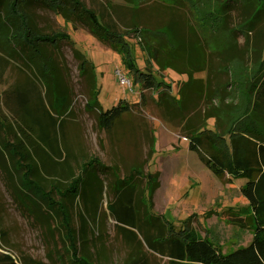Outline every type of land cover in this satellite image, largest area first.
I'll return each instance as SVG.
<instances>
[{
    "label": "trees",
    "instance_id": "trees-1",
    "mask_svg": "<svg viewBox=\"0 0 264 264\" xmlns=\"http://www.w3.org/2000/svg\"><path fill=\"white\" fill-rule=\"evenodd\" d=\"M172 1L138 5L127 19L117 11L114 16L100 14L81 0H0V83L10 62L8 56L23 59L29 67L26 77L5 93L3 104L8 112L0 108V169L26 212L42 223L60 219L69 252L67 262L61 264H105L88 225L89 218L95 220L100 212L106 181L101 177L98 199L88 193V187L91 180L105 174L116 176V172L109 173L96 157L78 158V141L65 117L71 112V92L58 57L59 44L72 41L65 32H44L37 27L28 10L36 3L69 21L85 20L95 36L124 54L134 85L143 88L142 99L146 90L159 92L160 104L187 119L181 131L190 150L203 152L215 173L247 179L241 192L252 209L254 235L247 246L225 254L192 227L193 216L178 228L146 209L143 191L135 181L141 165L132 167L123 178L116 176L109 184L112 198L107 209L118 232L133 246L123 264H160L150 254L165 264H264V0H215L221 3L216 30L226 34L225 45L217 48L193 25L190 0ZM131 33L140 36L147 51V71L136 66L125 45V35ZM73 49L80 72L89 73L92 62ZM153 64L187 74L181 97L176 98L170 85L155 77ZM200 72L205 77L195 76ZM224 74L230 78L222 82ZM229 83L231 89L240 87L245 92L243 105L227 101L225 84ZM130 111L125 101L107 110L100 108L97 123L110 132ZM209 119L215 120L213 128L206 123ZM150 181L152 194L159 183ZM75 207L80 208L79 228L73 224ZM5 237L0 227V264H54L15 255L4 248Z\"/></svg>",
    "mask_w": 264,
    "mask_h": 264
},
{
    "label": "rangeland",
    "instance_id": "rangeland-1",
    "mask_svg": "<svg viewBox=\"0 0 264 264\" xmlns=\"http://www.w3.org/2000/svg\"><path fill=\"white\" fill-rule=\"evenodd\" d=\"M81 1L100 14L107 12L114 16L117 11L129 19L131 9L138 5L146 7L155 0ZM190 3L189 14L198 31L208 38L212 47L225 45L226 34H218L216 30L221 3L215 0H190ZM28 10L38 28L44 32H65L72 41L64 40L59 44L58 57L71 92V112L65 117L71 134L78 141L75 149L79 160L96 157L108 167L109 173L116 172L119 178L128 175L132 167L141 165V177L136 176L135 181L140 180L136 182L143 191L142 197L150 213L162 216L178 228L193 216L190 221L192 227L200 236L217 245L222 253L247 246L255 229L252 209L241 192L247 179H232L226 173H215L203 152L190 150L189 141L181 131L187 119L179 118V112H170V108L160 104L159 92L146 90L142 99L143 88L134 85V77L124 64V54L95 36L85 20L77 17L69 21L41 3L31 4ZM124 41L131 49L136 66L147 71L148 54L140 43V36L131 33L125 35ZM73 47L92 62L93 69H89V73L80 72V60ZM8 58L10 62L0 83V108L6 113L8 111L3 104L5 93L26 77L29 68L23 59ZM152 72L158 80L170 85L176 98L181 97L180 87L187 81V74L170 68L159 69L155 64ZM239 72L243 76V70ZM118 73L124 76L125 82ZM195 76L203 78L205 72ZM227 78L230 77L224 74L221 81ZM231 87V83L225 84L227 101L234 100L243 105L247 101L245 92L240 87ZM120 101L127 102L131 111L124 114L110 132H104L97 123L99 109H110ZM214 122V119H209L206 123L213 128ZM116 176L101 175L100 179L91 180L88 187V193L98 199L102 179L106 181L100 212L95 220L89 218L87 224L89 236L97 237L94 242L102 251L101 260L105 264H123L133 250V246L118 232L116 221L107 209L112 198L109 184L115 182ZM150 179L159 183L153 195L150 194ZM51 195L55 200L59 199L56 192ZM73 224L80 227L79 207L73 210ZM0 227L6 231L4 248L17 256L30 255L42 263L54 261V264L66 263L69 259L68 241L60 219L42 223L26 212L1 169ZM149 257L160 264L166 263L153 254Z\"/></svg>",
    "mask_w": 264,
    "mask_h": 264
},
{
    "label": "built area",
    "instance_id": "built-area-1",
    "mask_svg": "<svg viewBox=\"0 0 264 264\" xmlns=\"http://www.w3.org/2000/svg\"><path fill=\"white\" fill-rule=\"evenodd\" d=\"M118 74H120V73H118ZM120 77H121V80H122L123 82H125V81H126V79L124 78V76H123V75H121V74H120Z\"/></svg>",
    "mask_w": 264,
    "mask_h": 264
},
{
    "label": "crops",
    "instance_id": "crops-1",
    "mask_svg": "<svg viewBox=\"0 0 264 264\" xmlns=\"http://www.w3.org/2000/svg\"><path fill=\"white\" fill-rule=\"evenodd\" d=\"M252 238H253V237H252ZM251 241H252V240H251ZM219 249H220V248H219ZM226 253H229V252H226ZM226 253H225V254H226Z\"/></svg>",
    "mask_w": 264,
    "mask_h": 264
}]
</instances>
